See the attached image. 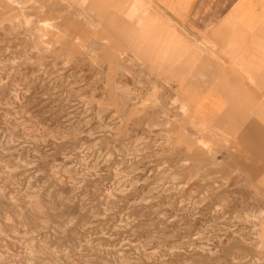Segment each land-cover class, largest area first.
<instances>
[{
    "label": "rangeland",
    "instance_id": "rangeland-1",
    "mask_svg": "<svg viewBox=\"0 0 264 264\" xmlns=\"http://www.w3.org/2000/svg\"><path fill=\"white\" fill-rule=\"evenodd\" d=\"M153 17L0 0V264H264V114L198 95L208 67Z\"/></svg>",
    "mask_w": 264,
    "mask_h": 264
},
{
    "label": "crops",
    "instance_id": "crops-1",
    "mask_svg": "<svg viewBox=\"0 0 264 264\" xmlns=\"http://www.w3.org/2000/svg\"><path fill=\"white\" fill-rule=\"evenodd\" d=\"M148 1L161 16L153 17L150 31L143 30L151 44L162 42L171 21L185 34L186 50L191 46L190 55L199 57L197 65L208 67L198 95L223 101L216 106L219 113L235 99L236 114H264V0ZM243 128L264 127L250 121Z\"/></svg>",
    "mask_w": 264,
    "mask_h": 264
}]
</instances>
